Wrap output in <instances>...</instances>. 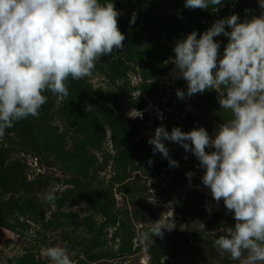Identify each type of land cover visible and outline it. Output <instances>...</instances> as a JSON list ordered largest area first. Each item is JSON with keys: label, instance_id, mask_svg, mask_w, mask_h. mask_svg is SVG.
Masks as SVG:
<instances>
[{"label": "rangeland", "instance_id": "obj_1", "mask_svg": "<svg viewBox=\"0 0 264 264\" xmlns=\"http://www.w3.org/2000/svg\"><path fill=\"white\" fill-rule=\"evenodd\" d=\"M99 3L122 12L124 48L97 61L91 76L69 78L63 102L45 91L38 118L15 123L0 138V264H52L42 254L52 246L66 249L73 264H241L214 246L235 220L203 186L199 161L165 141L179 163L171 167L162 154L153 155L148 139L162 123L169 132L204 127L214 138L218 125L231 119L215 90L178 99L176 91L187 89L172 75L173 48L216 20L232 14L243 20L246 8L258 16V0H224L207 11L187 10L185 0ZM133 12L138 18L130 28ZM215 39L222 53L227 39ZM50 191L55 208L45 200ZM170 220L176 227L163 229V239H137Z\"/></svg>", "mask_w": 264, "mask_h": 264}, {"label": "clouds", "instance_id": "obj_2", "mask_svg": "<svg viewBox=\"0 0 264 264\" xmlns=\"http://www.w3.org/2000/svg\"><path fill=\"white\" fill-rule=\"evenodd\" d=\"M258 5V16L246 8L243 20L238 14L216 20L203 33L193 31L177 40L173 48L172 75L186 81L187 89L176 91L178 99L215 90L220 108L230 110L231 119L218 125L214 138L204 127L189 132L173 127L169 132L162 123L148 139L153 155L162 154L171 167L179 163L165 141L199 161L203 186L217 205L223 201L235 220L214 246L221 257L227 254L241 264H264V2L258 0ZM210 6L223 7L224 0L184 3L190 11ZM121 15L113 3L102 5L99 0H0V138L15 123L38 118L45 91L63 102L69 78L82 80L103 57L116 58L126 39L119 28ZM137 18L133 12L130 28ZM221 36L227 39L222 53V42L215 39ZM158 119L163 120L162 113ZM186 176L191 181L194 173ZM56 199L51 191L45 194L53 208ZM206 208L211 215L212 208ZM195 223L205 230L204 223ZM175 227L171 220L163 227L159 221L137 239L142 244L152 236L163 239V229L171 232ZM42 254L52 264H73L60 246L42 249Z\"/></svg>", "mask_w": 264, "mask_h": 264}]
</instances>
